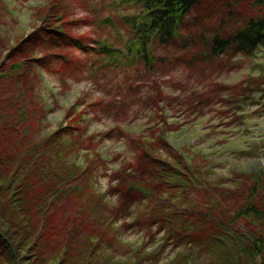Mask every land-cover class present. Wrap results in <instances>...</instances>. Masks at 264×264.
<instances>
[{
  "label": "rangeland",
  "instance_id": "374dc122",
  "mask_svg": "<svg viewBox=\"0 0 264 264\" xmlns=\"http://www.w3.org/2000/svg\"><path fill=\"white\" fill-rule=\"evenodd\" d=\"M211 1L192 11L189 23L181 27V35L195 42L152 46V69L144 59L128 63L125 58L124 45L132 33L128 19L139 20L141 15L137 3L0 0L3 56L36 31L56 30L54 18L48 17L51 12L64 19L57 22L67 34L62 48H35L27 56L34 61L26 70L33 105L43 109L36 112L30 139L41 146L61 131L62 144L74 145L66 165L85 170V197L97 198L82 199L69 209L97 206L103 241L112 239L104 244L105 252L117 263L139 264L138 257L145 258L141 264H154L153 259L156 264L221 263L223 252L215 246L208 251V244L184 242L163 229L161 207L175 225L188 220L184 232L193 224L207 226L201 213L217 215L223 222L231 217L238 238L231 241L230 257L241 264L264 260V248L252 256L241 251L264 244V48L250 56L232 52L202 57L195 43L203 38L196 34L213 38L214 22L221 15L209 9ZM213 1L235 12L237 7L226 4L237 6L242 0ZM205 24L209 28H203ZM68 37L80 39L86 53L73 48ZM103 42L121 51L123 58L116 62L103 56ZM42 59L46 61L40 63ZM23 129L15 128L17 137L12 133L11 139L17 140ZM71 135L81 139L72 140ZM144 150L164 165H173L178 178L165 181ZM123 170L124 185L149 191L152 198H121L113 188L121 184L117 172ZM250 204L260 218L245 213ZM191 213L195 216L189 219Z\"/></svg>",
  "mask_w": 264,
  "mask_h": 264
},
{
  "label": "trees",
  "instance_id": "16d2710c",
  "mask_svg": "<svg viewBox=\"0 0 264 264\" xmlns=\"http://www.w3.org/2000/svg\"><path fill=\"white\" fill-rule=\"evenodd\" d=\"M204 1L129 0L140 6L141 15L137 17L139 20L128 19L132 32L131 39L124 45L128 54L125 58L130 61L128 63L144 59L153 69L152 46L156 42L164 46L184 40L185 37L180 33L181 27L189 23L188 16ZM214 2L211 1L209 9L213 12L217 10L216 15L221 13L214 22L216 35L206 38L196 34L198 38H203L195 43L202 57H220L232 52L250 56L259 48H264V0H242L237 6L227 3L226 6L237 7L235 12L226 7V10L221 9ZM202 10L205 11L204 8ZM54 14L51 12L48 17L54 18L52 21L57 25L56 30L48 29L44 34L40 31L32 33L7 56H3L0 50V264H121L105 252L104 244H109L112 239L109 237L106 242L103 241L104 230L95 217L98 213L97 206H92V211L90 205L86 211L69 209L72 208L70 204L82 199L90 202L91 197L97 198L94 194L85 197V170L76 165H66L64 159L73 152L70 147L74 145L68 147L62 144L61 131L47 137L41 146L30 139L36 112L41 110L42 113L43 109L39 103V107L33 105L36 101L31 94L26 70L34 61L29 58L27 60V56L35 48L61 49L65 44L61 39L67 41L62 23H57L64 19L61 16L57 18ZM232 18L233 22L239 21L241 24L231 27ZM60 19L62 20L59 21ZM203 28L207 29L209 26L205 24ZM185 40L195 42L188 36ZM68 41L77 51L86 53V45L80 39L68 37ZM101 53L113 61L123 58L122 52L107 42L101 43ZM44 61L46 60L42 59L40 63ZM20 127L24 129L14 141L13 130ZM80 137L71 135L72 140L81 139ZM145 152L147 151H143L146 159H150L148 163L155 167L165 181L178 178L176 175L179 173L173 165H164ZM124 171L117 172L121 184L113 188L121 198L131 200L135 198V194L152 198L149 191L141 193V188L124 185L127 183L123 177ZM83 204L86 205V202ZM163 209L161 207L159 213V224L163 229L173 231L181 241L203 246L208 244V251L215 246L223 252L220 264H241L230 257L233 253L231 241L238 238V234L232 229L231 217L229 222H223L217 215L201 213L207 219V226L200 228L193 224L189 232H184L188 220H181L180 224L175 225L172 219L167 218ZM244 210L248 215L261 217L253 204L246 206ZM194 216L195 213H191L187 217L191 219ZM260 244L241 251L251 256L256 251L262 254L264 244ZM144 259L138 257L139 264ZM156 262L153 259V263ZM260 264H264V260Z\"/></svg>",
  "mask_w": 264,
  "mask_h": 264
}]
</instances>
